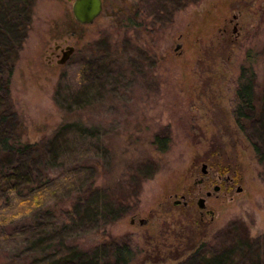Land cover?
<instances>
[{
    "label": "rangeland",
    "instance_id": "374dc122",
    "mask_svg": "<svg viewBox=\"0 0 264 264\" xmlns=\"http://www.w3.org/2000/svg\"><path fill=\"white\" fill-rule=\"evenodd\" d=\"M102 1L94 22L81 24L73 0H32L7 94L14 128L34 143L61 126L65 144L43 170L56 180L0 210V264H45L103 239L128 244L129 264H180L245 233L259 247L248 251L253 264H264V168L233 114L243 65L255 67L264 87V0ZM130 4L138 15L127 12ZM56 45L74 46L64 63L51 54ZM88 59L93 79L74 95ZM91 169L112 211L63 240L15 233L41 210L67 209L85 188L72 189L71 176L83 173L81 180ZM230 250L241 262L245 252Z\"/></svg>",
    "mask_w": 264,
    "mask_h": 264
},
{
    "label": "trees",
    "instance_id": "16d2710c",
    "mask_svg": "<svg viewBox=\"0 0 264 264\" xmlns=\"http://www.w3.org/2000/svg\"><path fill=\"white\" fill-rule=\"evenodd\" d=\"M198 1L187 0L185 6ZM133 7L130 4L127 12H130L133 16L138 15L136 11L132 12ZM32 9V0H0V200H2L0 210L9 207L14 198H25L50 186L51 182L56 179L50 177L43 170L48 164V158L56 160L61 157L64 151L65 142L62 140L64 132L61 126L49 138L34 143L23 141L20 135L16 134L14 128L18 127V113L8 96L10 95L8 93L9 84L15 63L18 60L30 27ZM90 63L92 61L88 59L84 68H82V74L85 77L81 76L78 85L73 88L74 95L81 96L88 89V83L93 79ZM2 90L4 94L1 95ZM233 114L237 125L252 141L260 163L264 168V87L262 90L258 89L256 71L252 64L241 67L239 85L233 101ZM249 130L254 137H251ZM220 150H222V143L212 148L210 152L214 156ZM143 164L145 166V163ZM92 170L89 171L90 176L85 175L81 180L79 178L83 176V173H79V177L77 176L76 179V174L71 176L72 189L85 188L80 192L82 195L72 198V203L67 209H62L59 214L49 208L44 211L41 210L39 218L36 217L35 220L26 222L22 228H17L15 233L42 241L43 239H49L50 234L53 232V234L58 233L63 240L65 233L71 228L76 230L79 227L89 226L91 216H95L93 220H96V218L102 217L104 213L107 214V209L112 211L114 209L112 205L106 204V200L102 201L104 195H100V193L104 189H100L99 183L94 181ZM222 172L229 173L230 169L227 167L222 169ZM104 208L107 209L103 211ZM27 211L28 209L16 217L21 215L25 217ZM119 215H116L113 219ZM44 217L50 221L56 218V221H52L51 224H49L50 221L45 223L46 219H42ZM3 222H5L4 219L3 221L0 220V225ZM3 235L5 237V233H1L0 238H3ZM51 238L54 239L55 236ZM205 246H210V248L204 251L198 250L184 258L180 264H253L252 254H248V251L252 252V250L259 249L255 240L246 233L239 236L238 239L233 238L230 242L223 243L218 247L215 243H208ZM232 248H239L241 249L239 251L245 252L244 258L240 259L241 262H236L232 255L233 251L230 250ZM101 252H103L102 256ZM247 254L248 256H246ZM131 260L132 249L128 244L103 239L91 250L71 248L45 264H100L101 262L129 264Z\"/></svg>",
    "mask_w": 264,
    "mask_h": 264
},
{
    "label": "water",
    "instance_id": "95a60500",
    "mask_svg": "<svg viewBox=\"0 0 264 264\" xmlns=\"http://www.w3.org/2000/svg\"><path fill=\"white\" fill-rule=\"evenodd\" d=\"M103 9V1L102 0H73L72 2V13L76 21L81 24H91L94 20L100 15ZM58 47V45H56ZM74 51V46L66 45L61 48L60 58L57 60L58 63H64L72 52ZM202 171H206V164L202 165ZM214 190H218V186L214 188ZM241 188L238 189V191ZM210 195V192L208 193ZM198 205L203 207L204 199L201 198L198 201ZM133 222V219H132ZM146 222L145 219H140V224H144Z\"/></svg>",
    "mask_w": 264,
    "mask_h": 264
},
{
    "label": "flooded vegetation",
    "instance_id": "af4514ba",
    "mask_svg": "<svg viewBox=\"0 0 264 264\" xmlns=\"http://www.w3.org/2000/svg\"><path fill=\"white\" fill-rule=\"evenodd\" d=\"M58 50H60V52H57ZM55 53V55H57V56H59L60 55V53H61V47L59 48H55V50H53V51H51V54L53 55ZM204 174H207V169H206V171L205 172H203ZM203 180H204V178H201L200 180H199V183H201V182H203ZM228 182L231 184V179L229 178L228 179ZM216 187V186H215ZM218 189H219V186H218ZM209 193V192H208ZM211 194V193H210ZM201 199V198H200ZM203 199H204V197H203ZM205 199H204V205H203V207H200L201 209H204L205 208Z\"/></svg>",
    "mask_w": 264,
    "mask_h": 264
}]
</instances>
